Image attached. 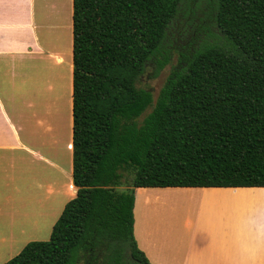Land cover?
Listing matches in <instances>:
<instances>
[{
  "label": "trees",
  "instance_id": "obj_1",
  "mask_svg": "<svg viewBox=\"0 0 264 264\" xmlns=\"http://www.w3.org/2000/svg\"><path fill=\"white\" fill-rule=\"evenodd\" d=\"M207 1L215 30L183 48L154 99L138 82L170 62L181 0H73L75 193L47 240L3 264H152L136 187L264 186V0Z\"/></svg>",
  "mask_w": 264,
  "mask_h": 264
},
{
  "label": "crops",
  "instance_id": "obj_2",
  "mask_svg": "<svg viewBox=\"0 0 264 264\" xmlns=\"http://www.w3.org/2000/svg\"><path fill=\"white\" fill-rule=\"evenodd\" d=\"M72 14L73 0H0V264L40 240L44 217L56 221L75 193ZM54 59L66 88L44 103L40 76ZM181 194L242 197L216 200L223 216L181 237L171 222L158 228L149 202ZM134 196V236L152 264H264V186H141Z\"/></svg>",
  "mask_w": 264,
  "mask_h": 264
},
{
  "label": "rangeland",
  "instance_id": "obj_3",
  "mask_svg": "<svg viewBox=\"0 0 264 264\" xmlns=\"http://www.w3.org/2000/svg\"><path fill=\"white\" fill-rule=\"evenodd\" d=\"M55 1V0H54ZM62 1V0H59ZM67 3H59L57 6L60 18L65 16ZM212 6L211 2L208 3L207 0H181L180 3V15L177 19L176 25L169 29L168 37L166 38L165 45L169 49V54L171 60L163 68L157 70L155 66H148L146 71L141 75L138 85L144 87L151 91L153 98L155 99L161 87L163 86L171 66L175 64L180 56V52L184 47L193 49L205 38L209 37V30L207 26H210L213 30L215 27L212 25ZM212 40V38H208ZM65 53L63 50L60 54ZM65 55V54H64ZM55 59L52 60L51 65L45 63L47 68L56 67ZM62 66L45 70L40 76V87L41 94L46 102L52 98V102L55 101V93L63 92L66 88L64 84V77L62 76ZM62 78V79H60ZM43 103V104H44ZM150 107L145 111L143 116L150 111ZM59 111L62 115L63 113V103L59 105ZM143 116L141 118H143ZM45 120V118H44ZM43 139L47 138V129L43 125L42 128H39ZM46 132V133H45ZM219 197V199H217ZM214 196V197H203L189 194H181L180 196L171 195V196H157L151 198L149 201L152 206H154L155 219L158 228L163 229L166 226L169 227L167 222L173 223L176 226V229H172V232H179L181 237L185 234H188V230L191 225L199 218V220H217L219 217L223 216L220 208H225L223 205L217 203L218 200H236L242 195H231V196ZM223 197V198H222ZM217 200V201H216ZM223 211V210H222ZM226 211V210H225ZM227 213V212H226ZM54 215V214H53ZM168 220V221H167ZM161 221V223H160ZM55 221H51L50 214L49 216L44 217L42 225V236L40 240H47L50 236L52 226ZM204 222H206L204 220ZM170 228V227H169ZM173 232V233H174ZM176 234V233H175Z\"/></svg>",
  "mask_w": 264,
  "mask_h": 264
}]
</instances>
